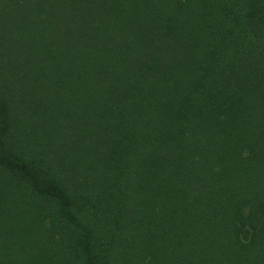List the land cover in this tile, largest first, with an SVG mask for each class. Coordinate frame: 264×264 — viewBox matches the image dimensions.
I'll list each match as a JSON object with an SVG mask.
<instances>
[{"label": "trees", "instance_id": "1", "mask_svg": "<svg viewBox=\"0 0 264 264\" xmlns=\"http://www.w3.org/2000/svg\"><path fill=\"white\" fill-rule=\"evenodd\" d=\"M0 264H264V0H0Z\"/></svg>", "mask_w": 264, "mask_h": 264}]
</instances>
